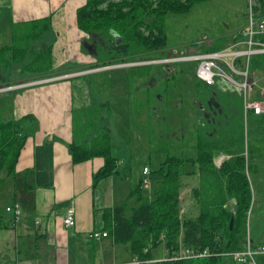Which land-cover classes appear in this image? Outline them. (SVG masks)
Listing matches in <instances>:
<instances>
[{"label": "trees", "instance_id": "obj_1", "mask_svg": "<svg viewBox=\"0 0 264 264\" xmlns=\"http://www.w3.org/2000/svg\"><path fill=\"white\" fill-rule=\"evenodd\" d=\"M208 1L211 0H87L86 5L77 11V24L81 31L89 35V44L92 45V49H96V55L100 57L93 68L161 59V55H165L163 58L168 57L163 52L167 44V16L187 14L196 5ZM259 1L260 4H264V0ZM50 26L49 18L13 27V44L0 48V71L14 68L24 79L14 83L0 73L2 83L0 88L53 77L52 73L55 74V71L52 46L44 47L40 44ZM258 39L264 42V36ZM230 44L231 41L207 46L199 53L223 50ZM175 68L176 66L168 67L165 71L159 69L166 74V78L162 91L156 95L158 102L163 99L166 103L164 97L167 100L175 98L170 95L168 88V82L174 79ZM251 68L253 73H264V55L253 57ZM147 69L140 72L141 76L135 77L147 80L149 76ZM190 69L195 72V65ZM138 72L133 70L130 74ZM135 77L130 78L132 84ZM194 79L199 82L196 90L201 98L200 94L203 91L209 93L210 90L218 89L202 83L195 74ZM148 84L151 86L156 82L149 78ZM94 90L95 94L98 93V89ZM19 92L14 90L0 93V183L18 174L17 164L21 151L30 135L28 132L33 131V125H30L29 130L24 129L25 123H33L34 118L31 115L16 119L12 114L14 99ZM141 97L143 100L140 103L130 102L131 115H134L129 127L132 135L139 126L142 129L137 116L140 117L143 112L155 113H151L147 124L144 125L149 126L150 130L153 129L151 124L155 119L162 117L167 123V117L159 113V111L165 113L164 103L160 102L162 105L152 109L149 108V95ZM105 108L110 111L109 102L93 108L91 119L78 121V128L83 136L80 142L74 139L70 145L75 164L93 158L104 160L103 167L93 175L94 186L101 180L117 174L120 164V160L113 153L112 129L106 123ZM198 114L200 120L194 134L196 157L169 155L157 170L149 174L154 184L152 193L145 192L144 177L140 178L122 205L108 209L104 213L105 229L109 237L118 244H130L133 257L153 259L154 250L161 246H164L170 257L176 255L181 247L209 249L218 253L234 252L241 250L246 242L252 191L245 173L246 156L244 150H240L244 149L241 132L232 117L233 114L230 120L222 121L220 126H215V132L213 127L211 130V126L206 129L209 127L207 121L203 120L199 110ZM258 121L261 131L264 132V114L259 116ZM88 132L94 134L89 140L84 138ZM149 141L154 144L156 142L159 151H169L168 148L165 149L164 139L149 135ZM220 154L227 157L217 167L215 157ZM186 163L193 164V168L197 167L201 177L200 192H195L199 213L193 218L186 215L180 217L183 178L196 172H187L184 169ZM4 172L7 174L5 179L1 177ZM169 259L154 264H231L220 256L178 261Z\"/></svg>", "mask_w": 264, "mask_h": 264}, {"label": "crops", "instance_id": "obj_2", "mask_svg": "<svg viewBox=\"0 0 264 264\" xmlns=\"http://www.w3.org/2000/svg\"><path fill=\"white\" fill-rule=\"evenodd\" d=\"M86 3L0 0V48L13 44L15 25L50 18V29L40 44L52 46L53 69L57 76L67 77L26 87L14 99L13 116L21 119L31 115L34 121L24 124L25 130L33 125V131L28 132L21 151L18 174L0 183L13 201L0 210V264H129L134 258L130 244L126 247L110 237L98 240L87 235L106 231L105 211L122 205L137 184H129L119 166L117 174L94 186L93 175L104 160L93 158L75 164L70 151L78 121L91 119V110L108 102L97 97L82 76H67L93 67L100 59L88 51L89 35L78 28L77 11ZM260 20H264V4H259L256 13V21ZM93 135L88 132L84 138L89 140ZM226 157L217 156V167ZM195 175L198 182L191 179L192 183L185 184L190 187L181 191V207L187 217L197 210L195 192H200L201 177L198 171ZM15 204L22 211L17 222L6 211ZM69 209L75 211L76 225L67 228L63 218Z\"/></svg>", "mask_w": 264, "mask_h": 264}, {"label": "rangeland", "instance_id": "obj_3", "mask_svg": "<svg viewBox=\"0 0 264 264\" xmlns=\"http://www.w3.org/2000/svg\"><path fill=\"white\" fill-rule=\"evenodd\" d=\"M256 2L258 3L254 8V15H256L259 4L261 3L259 0ZM247 14V0H211L196 5L187 14L167 16V44L163 52L168 57L175 51L178 53L186 52L192 54L193 52H201L207 46L228 43L232 40L233 32L235 33V31L244 27L249 28L251 18ZM174 55L173 53L172 56ZM163 56L165 55H161V59ZM146 61L139 60L117 64L119 65L118 68L112 69H106L108 67L104 65L98 68L90 67L84 71H91V73L82 76L85 78L86 85L91 91L93 90L95 92L94 89H98V93L96 92L97 97H103V100L109 102L110 111L105 108L104 112L107 117L106 123L114 130L113 153L120 160L119 166L123 174H126L128 183H132L133 185L135 183L138 184L140 178L144 177L143 170L145 167L150 172L157 170L169 155L195 158L196 150H193L195 149L194 134L196 133L200 120L198 106L196 104L198 101L201 102V97L196 90V85L199 82L194 79V70L190 69L194 64L184 63L185 65H183V63H178L173 70L174 79L168 82V88L171 92L170 95L175 98L167 100L164 97L166 103H164L163 99L160 101L164 103L166 111L165 113L159 111V113L161 116L167 117V123L162 117L158 120L155 119L151 124L153 129L150 130L149 126L146 127L144 125L147 124L148 117L154 112H143L140 117L137 116V120L142 129L139 126V129L133 132L134 136L132 134L130 135V120L134 116L131 115L130 102H134L135 104V101H138L140 103L143 100L142 95L143 97L149 95V108L153 109L162 105L156 100V95L162 91L166 74L162 73L159 69L167 70L168 68L164 65L158 67L145 63L141 64L142 66L135 64ZM170 67H173V65ZM143 69H147L149 72L147 80H141L139 77H135L141 76L140 72H143ZM133 70L139 72L137 74H130V71ZM0 73L4 78L10 79L14 83L21 82L24 79L23 76L16 73L14 68L2 69ZM57 74L52 73V76L58 77ZM131 77H135L133 84L130 81ZM254 77L259 79L260 87L264 88V73L254 72ZM149 78L150 80H155L156 84L149 86ZM91 83L95 84V86H92ZM104 83H106L105 86L103 85ZM0 84L2 83L0 82ZM256 96L255 93L252 95V98ZM219 101L223 105L222 108L225 114L220 116L219 120H230L233 114L232 117L237 123L239 132H241V141L244 143V149L240 150H244L246 156L245 173L252 191V202L246 226L247 236L253 239V243L256 246H264V132L260 129L259 116L253 114L248 118L244 116V101L237 93H223ZM105 103L103 101V104ZM209 128L206 127V129ZM151 132L153 133L150 134ZM149 135H156L164 139L165 149L168 148L169 151H166L167 153L164 150H162L163 152L159 151L158 147H156V142L154 144L149 141ZM82 136L80 129L76 127L75 139L80 142ZM217 160L218 158L215 157V162ZM184 169L197 172V167L193 168V164L191 163H186ZM1 177L5 179L7 177L6 172ZM190 177L183 178V190L190 187L185 184H190L193 181L198 182L195 174H191ZM147 178L150 187L149 189L144 188V190L147 193H152L154 184L150 176H147ZM191 179L192 182H190ZM2 188L3 186L0 184V210L3 211L13 201L12 197L7 196ZM192 196L194 197L193 192ZM193 213L196 215L199 211L193 210V212L188 214V218H193L195 216ZM123 245L126 247L129 246L126 244ZM154 256L163 260L165 258L164 246L154 250ZM257 264H264V255L257 257Z\"/></svg>", "mask_w": 264, "mask_h": 264}, {"label": "built area", "instance_id": "obj_4", "mask_svg": "<svg viewBox=\"0 0 264 264\" xmlns=\"http://www.w3.org/2000/svg\"><path fill=\"white\" fill-rule=\"evenodd\" d=\"M257 0H247L248 14L251 18L250 26L243 32H235L232 34L231 44L223 50L214 51L211 53H178L177 51L172 53V57H165L162 59H153L146 62L135 63L137 65L147 64L152 66L166 67L177 66L178 63H193L195 65V77L210 87H217L237 93L242 97L244 101V116L248 118L251 114L260 116L264 114V88L260 87L259 79L254 77V73L251 68V59L258 55H264V42H261L258 38L264 36V20L256 21V15H254V8L257 5ZM249 3V4H248ZM248 17V18H249ZM159 64V65H158ZM116 66V65H114ZM142 66V65H141ZM106 69L118 68L113 66H107ZM91 71L75 72L68 77H79L83 75H89ZM57 78H67L64 75L58 77H52L48 79H42L23 84H16L12 87L1 88L0 92H9L14 90H20L25 87L41 85L52 81ZM229 92V93H230ZM256 93V97L252 98V95ZM150 171L146 167L143 171V187L149 189V176ZM8 213L14 216L15 222L19 221L22 211L20 207L15 204L6 209ZM185 215V209L180 208V217ZM65 227L70 228L76 225L75 211L69 209L63 218ZM39 224V223H37ZM90 239H105L109 237L108 232H94L87 235ZM148 251V250H146ZM165 258L163 260L178 261L182 259H198L207 258L212 256H220L226 258L231 264H257V257L264 255V246L255 245L253 241L247 236L246 242L241 250L234 252H211L209 249H195L181 247L180 251L170 257L167 250L164 249ZM160 258L153 259H140L134 257L129 264H154L156 262L163 261Z\"/></svg>", "mask_w": 264, "mask_h": 264}, {"label": "flooded vegetation", "instance_id": "obj_5", "mask_svg": "<svg viewBox=\"0 0 264 264\" xmlns=\"http://www.w3.org/2000/svg\"><path fill=\"white\" fill-rule=\"evenodd\" d=\"M87 48H90L92 50V45L87 44ZM204 92L205 91L200 94L202 96L201 102L197 100L198 102L196 104L198 106L199 112H201V117L203 118V120L205 119L209 127H213L215 132V126H220L222 122L219 120V117L225 115L222 109V103H220L219 98L221 97V94L229 93L228 91L220 88H218L217 90H210L209 93Z\"/></svg>", "mask_w": 264, "mask_h": 264}, {"label": "water", "instance_id": "obj_6", "mask_svg": "<svg viewBox=\"0 0 264 264\" xmlns=\"http://www.w3.org/2000/svg\"><path fill=\"white\" fill-rule=\"evenodd\" d=\"M88 49V51L90 52V53H92L93 55L94 54H96V49L95 48H93L92 50L90 49V48H87ZM119 65H116V66H113V67H118ZM232 225H233V220L231 221V223H230V226L232 227Z\"/></svg>", "mask_w": 264, "mask_h": 264}]
</instances>
